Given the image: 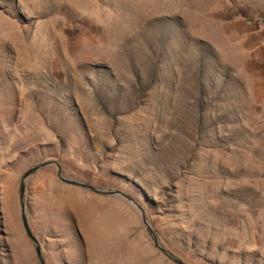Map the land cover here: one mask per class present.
<instances>
[{
    "label": "rangeland",
    "instance_id": "rangeland-1",
    "mask_svg": "<svg viewBox=\"0 0 264 264\" xmlns=\"http://www.w3.org/2000/svg\"><path fill=\"white\" fill-rule=\"evenodd\" d=\"M46 161L187 264H264V0H0V264H39ZM26 202L46 264H173L55 167Z\"/></svg>",
    "mask_w": 264,
    "mask_h": 264
},
{
    "label": "water",
    "instance_id": "water-1",
    "mask_svg": "<svg viewBox=\"0 0 264 264\" xmlns=\"http://www.w3.org/2000/svg\"><path fill=\"white\" fill-rule=\"evenodd\" d=\"M47 167H55L60 180L67 185L83 189V190L90 192V193H93V194L117 198V199H120L121 201H123L124 203H126L130 208H132L136 212V214L138 215L139 219L141 220L144 228L148 231L150 237L152 238L153 243L156 246V248L173 264H187L184 261H182L180 258H178L175 254H173L171 251H169L163 245V243L161 242L156 230L151 225L149 218L146 214V211L133 198H131L130 196H128L125 193L118 191V190L99 188V187L89 185L84 181L68 178L64 175L62 167L57 161H46L44 163L36 165L35 167L30 169L29 171H27L23 175L21 182H20L19 195H20L22 223H23V227L25 229V232H26L28 238L30 239V241L35 246V252H36L39 264H46V261L43 257V254H42L41 244H40L39 240L33 234V231L30 227L29 217H28V209H27V204H26V186H27L28 180L33 175H35L41 169L47 168Z\"/></svg>",
    "mask_w": 264,
    "mask_h": 264
},
{
    "label": "bare ground",
    "instance_id": "bare-ground-1",
    "mask_svg": "<svg viewBox=\"0 0 264 264\" xmlns=\"http://www.w3.org/2000/svg\"><path fill=\"white\" fill-rule=\"evenodd\" d=\"M114 215V214H113ZM112 216V215H111ZM103 225H104V223H99V225H98V223H96V227L98 228V229H100L101 227L103 228ZM96 230V231H94V233H93V238H94V241H98L99 243H101L102 242V240H103V237H104V235L102 234V231H101V229L100 230ZM105 234V233H104ZM141 236H139V238H140ZM147 238V237H146ZM148 239V238H147ZM150 244H151V242H149ZM138 246V245H137ZM145 246V245H144ZM147 246H149V245H147ZM149 249V248H148ZM147 249V250H148ZM143 250H144V248H143ZM146 250V251H147ZM150 251V250H149ZM148 253V252H147ZM149 255L151 254V253H148ZM155 254V253H154ZM151 256V255H150ZM149 256V257H150ZM152 258V257H151ZM129 261L127 262V264H152L151 262H150V259L148 258V256L147 255H144L143 254V252H142V250H140V248H138V249H135V251H132L131 252V254H130V256H129ZM158 262V261H157ZM161 262V261H160ZM159 262V263H160ZM162 263V262H161ZM160 263V264H161Z\"/></svg>",
    "mask_w": 264,
    "mask_h": 264
},
{
    "label": "flooded vegetation",
    "instance_id": "flooded-vegetation-1",
    "mask_svg": "<svg viewBox=\"0 0 264 264\" xmlns=\"http://www.w3.org/2000/svg\"><path fill=\"white\" fill-rule=\"evenodd\" d=\"M126 194V193H125ZM126 195H128V194H126ZM128 196H130V195H128ZM131 198H133L136 202H138L134 197H132V196H130ZM139 203V202H138ZM26 204H27V209H28V211H32V208L31 207H29L28 206V202H26ZM140 204V203H139ZM0 228H1V226H0Z\"/></svg>",
    "mask_w": 264,
    "mask_h": 264
}]
</instances>
